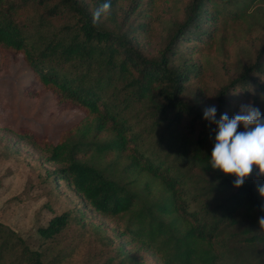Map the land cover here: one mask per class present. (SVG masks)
I'll list each match as a JSON object with an SVG mask.
<instances>
[{"label": "trees", "instance_id": "1", "mask_svg": "<svg viewBox=\"0 0 264 264\" xmlns=\"http://www.w3.org/2000/svg\"><path fill=\"white\" fill-rule=\"evenodd\" d=\"M252 1L190 0L184 20L154 59L140 52L127 31L111 30L100 20L116 0H96L93 9L81 0H0L2 60L21 54L42 85L34 93L50 92L61 109L83 112L55 143L29 128L0 127V133L37 148L42 163L54 166L48 177L71 187L79 199L38 227L44 240L52 241L72 223L102 230L103 224L88 219L96 214L114 221L106 243L120 263L144 264L128 250L136 242L163 264H240L229 254L231 234L236 235L229 228L239 215L259 224L263 177L255 169L236 188L234 175L213 169L216 126L204 120L197 102L181 96L198 70L186 56L197 42L215 37L218 21L245 20ZM36 5L42 17L74 19L72 28L62 31L65 35L30 30L19 12ZM261 24L264 31V19ZM262 42L253 60L217 92V120L232 113L230 100L239 96L231 93L237 88L253 101L264 94V34ZM251 224L241 233L248 235L247 244L261 245L264 255V229L255 231ZM70 257L72 250L44 262L43 250L30 248L0 221V264H71Z\"/></svg>", "mask_w": 264, "mask_h": 264}, {"label": "rangeland", "instance_id": "2", "mask_svg": "<svg viewBox=\"0 0 264 264\" xmlns=\"http://www.w3.org/2000/svg\"><path fill=\"white\" fill-rule=\"evenodd\" d=\"M81 1L93 9L96 0ZM189 1L116 0L114 7L106 10L100 20L111 30L121 27L122 32L127 31L145 57L157 59L173 34L174 26L184 20ZM42 11L41 6L27 7L20 10L19 19L27 23L30 30L46 34L65 35L62 31L74 24V19L67 15L42 17ZM247 15L241 21H218L215 37L211 41L197 42L194 51L186 56L198 70L189 76L183 99L197 102L203 109L212 106L219 89L238 76L244 63L254 58L263 45L264 0L252 1ZM186 43V40L180 41L181 46ZM30 86L32 88L28 89ZM41 88L21 54H10L2 60L0 53V127L29 128L55 143L59 133L76 123L83 112L77 108L61 109L50 92L39 95L33 92ZM231 95L239 97L231 98L233 111L229 117L237 114L242 104L249 103L264 114V94L257 95V100L253 101L237 88ZM238 130L243 131V126ZM198 131L199 128L195 135ZM0 137V221L21 235L30 248L43 250L44 262L52 260L59 252L67 254L72 250V257L68 258H72L71 264H103L110 258L112 264H126V261L118 262L114 246L106 243L111 227H115L114 221L102 219L95 213L88 219L94 224H103L102 230L91 227V223L86 228L72 223L52 241L40 236L38 227L46 226L54 215L77 206L79 199L71 187L61 186L48 177L54 166L42 163L37 148L29 142L17 141L10 133H0ZM251 223L248 217L239 215V223L229 228L236 234L233 237L231 234L229 254L236 263L264 264V255L258 251L261 245L247 244L244 237L248 235L241 233ZM251 225L255 231L260 226ZM128 250L144 264H163L152 249L141 248L139 243L132 242Z\"/></svg>", "mask_w": 264, "mask_h": 264}, {"label": "clouds", "instance_id": "3", "mask_svg": "<svg viewBox=\"0 0 264 264\" xmlns=\"http://www.w3.org/2000/svg\"><path fill=\"white\" fill-rule=\"evenodd\" d=\"M217 111L212 105L203 112L204 120L216 126L211 167L234 175L236 188L242 187L255 169L258 177H264V114L251 103L242 104L232 117L224 113L217 120ZM241 125L243 131L238 130ZM258 192L264 197V185L258 186ZM259 224L264 229V216L259 218Z\"/></svg>", "mask_w": 264, "mask_h": 264}]
</instances>
